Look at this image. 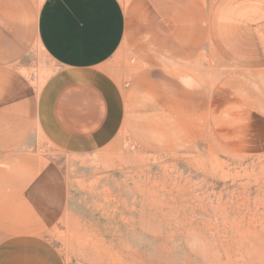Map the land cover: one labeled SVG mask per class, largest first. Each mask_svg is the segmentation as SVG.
<instances>
[{"label":"rangeland","instance_id":"1","mask_svg":"<svg viewBox=\"0 0 264 264\" xmlns=\"http://www.w3.org/2000/svg\"><path fill=\"white\" fill-rule=\"evenodd\" d=\"M252 70L214 84L204 108L194 86L179 107L169 80L143 75L138 102L170 105L131 109L112 138H69L35 122L37 93L63 74L35 45L14 73L33 96L28 134L0 151V264H264V74Z\"/></svg>","mask_w":264,"mask_h":264},{"label":"crops","instance_id":"2","mask_svg":"<svg viewBox=\"0 0 264 264\" xmlns=\"http://www.w3.org/2000/svg\"><path fill=\"white\" fill-rule=\"evenodd\" d=\"M35 45L63 72L37 93L38 127L112 138L131 109L182 107L188 84L204 108L214 84L264 74V0H0V151L28 134L33 96L14 73ZM143 75L169 80L166 105L138 102Z\"/></svg>","mask_w":264,"mask_h":264}]
</instances>
